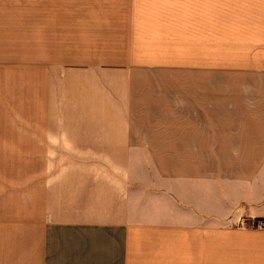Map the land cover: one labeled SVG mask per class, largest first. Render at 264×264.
Here are the masks:
<instances>
[{
    "label": "crops",
    "instance_id": "0c3cea01",
    "mask_svg": "<svg viewBox=\"0 0 264 264\" xmlns=\"http://www.w3.org/2000/svg\"><path fill=\"white\" fill-rule=\"evenodd\" d=\"M135 1L34 0L31 76L25 27L0 23V66L18 65L0 74V113L24 112L27 82L34 113L0 121V264H264V231L238 227L264 220V0H195L206 18L225 2L227 61L204 70L226 68L227 88L204 74V134L172 151L107 117Z\"/></svg>",
    "mask_w": 264,
    "mask_h": 264
},
{
    "label": "rangeland",
    "instance_id": "374dc122",
    "mask_svg": "<svg viewBox=\"0 0 264 264\" xmlns=\"http://www.w3.org/2000/svg\"><path fill=\"white\" fill-rule=\"evenodd\" d=\"M204 4L201 3L202 9ZM206 14L203 10L201 12L200 3L195 0H136L134 3L130 76L128 81L121 82L116 76L114 82L105 83L108 93L114 95L107 99L112 111L107 117L111 121L133 123L137 126L134 130L137 136L151 139L154 150L187 149L193 147L189 141H193L194 136H203V131L198 129L194 134L193 128L194 106L197 105L194 103L197 97L194 89L202 87L204 74H218L216 87L218 90L227 88L222 76L229 73L223 67L227 61L225 48L228 39L225 2L215 3L212 18H206L209 17ZM33 16L34 0H0V23L16 29L19 19L26 29L27 76L33 74ZM10 41H17V37H11ZM218 57L223 66L219 65L211 72L204 70L207 58ZM9 62L13 59L10 58ZM17 68L16 64L0 66V74L17 73ZM122 77L126 79V73ZM26 84V106L20 108L24 112L0 113V121L9 120L10 116L33 120L32 83ZM63 84L66 86L65 82ZM213 99L221 102L225 98L218 94V98ZM10 101L17 105V99ZM204 101L198 99V106ZM3 103L1 99L0 107L6 104ZM42 109L44 111V104ZM42 116L43 119L46 117L44 112ZM71 117L70 114L61 115L59 120ZM179 137L183 145L178 147Z\"/></svg>",
    "mask_w": 264,
    "mask_h": 264
},
{
    "label": "built area",
    "instance_id": "2783aa9c",
    "mask_svg": "<svg viewBox=\"0 0 264 264\" xmlns=\"http://www.w3.org/2000/svg\"><path fill=\"white\" fill-rule=\"evenodd\" d=\"M238 227L241 229L264 231V220L252 219L250 221H246V223H239Z\"/></svg>",
    "mask_w": 264,
    "mask_h": 264
}]
</instances>
